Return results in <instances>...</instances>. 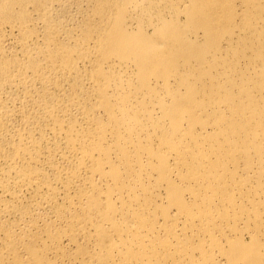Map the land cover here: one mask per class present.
Instances as JSON below:
<instances>
[{
	"label": "bare ground",
	"instance_id": "6f19581e",
	"mask_svg": "<svg viewBox=\"0 0 264 264\" xmlns=\"http://www.w3.org/2000/svg\"><path fill=\"white\" fill-rule=\"evenodd\" d=\"M0 264H264V0H0Z\"/></svg>",
	"mask_w": 264,
	"mask_h": 264
}]
</instances>
